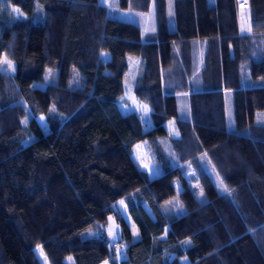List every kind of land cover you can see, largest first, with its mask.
<instances>
[{
    "label": "trees",
    "instance_id": "obj_1",
    "mask_svg": "<svg viewBox=\"0 0 264 264\" xmlns=\"http://www.w3.org/2000/svg\"><path fill=\"white\" fill-rule=\"evenodd\" d=\"M1 3L0 264H264V0Z\"/></svg>",
    "mask_w": 264,
    "mask_h": 264
},
{
    "label": "rangeland",
    "instance_id": "obj_2",
    "mask_svg": "<svg viewBox=\"0 0 264 264\" xmlns=\"http://www.w3.org/2000/svg\"><path fill=\"white\" fill-rule=\"evenodd\" d=\"M102 2H107L108 3L109 0H102ZM11 11H12V7L9 4H7V3H1L0 4V17L1 18L7 17L9 15V12H11ZM120 15L124 16V17H129V18L131 17V15L128 12L123 11V10H121ZM110 51L111 50L108 47H105V48H103V51L101 52V63H100L101 65H100L99 70L102 71V72H107L108 69H110V70L113 69V55L111 54ZM3 59H4V57H3ZM13 65H14V68H15V63L14 62H13ZM6 67H7V65L0 64V69H6ZM9 72H13V71L9 70ZM82 72L83 73H82V76H81V78H82L81 88L86 90V91H90L91 90V83L87 79V76H86L84 70ZM244 79H245V77H244ZM124 86H125V91H124V95L125 96H124V102L122 103V106L124 108H134L135 110H137L139 112L140 116L142 117L143 121H144L145 127L150 126L151 123H152L151 108L144 101L140 100L134 94L133 82H132L131 78H129V82H128V77L125 78ZM143 106H147L149 111H147L146 113L144 111H142V107ZM41 117H43L44 119L42 120ZM38 120H39L41 126L44 129H46L47 128V123H46L45 117L43 115H40L38 117ZM168 128H169V130H170V132L172 134H175V133L178 132V130L176 129L175 123L173 121H170L168 123ZM134 156L139 161L140 165L144 169H146L149 172L150 175H153V174L157 173V168H156L153 160L150 157V153L148 151V147H147L146 143L139 142L138 144L135 145ZM215 179H217L218 183H220V185H221V179H220V177L218 175L215 176ZM121 201H123V204L120 203ZM118 206H119L120 210L122 211L124 217L131 224L132 230H133V234L136 233L134 235V237H138L139 236L138 228L136 227V225L132 221V218H131V216H130V214L128 212L127 206L125 204V200L124 199H120L118 201ZM178 207H179V205H177V209H178ZM107 229L109 231V235H110L111 239L113 241H116V239L121 234V228H120V225L115 221L113 216H110L109 223L107 224ZM110 232L112 234H110ZM113 235L115 236V238H113ZM40 255H41V259H42L43 263L44 264H49V261H48L46 255L44 253L41 254V252H40ZM45 257H46V259H45ZM72 260H73L72 256H69L67 258L68 263H71ZM101 264H105V262L101 263ZM107 264H109V263H107Z\"/></svg>",
    "mask_w": 264,
    "mask_h": 264
},
{
    "label": "snow or ice",
    "instance_id": "obj_3",
    "mask_svg": "<svg viewBox=\"0 0 264 264\" xmlns=\"http://www.w3.org/2000/svg\"><path fill=\"white\" fill-rule=\"evenodd\" d=\"M109 7H112V5H109ZM241 7L243 8L244 5H241ZM18 11H19L18 9L13 8V12H18ZM169 14H170V15L172 14L171 11H170ZM21 15H22V14H21ZM153 30H154V29H153ZM245 30H247L248 32H251V25H249L247 29H245V27L242 25V26H241V32H244ZM0 64H5V65H7L6 69H3V71H9V70L14 71V70H15L14 65H13V62H12L11 60H9L7 57H4L3 60H0ZM49 71H51V70H49ZM53 111H54V109H53ZM142 111H144V112L146 113L147 111H149V109L147 108V106H143V107H142ZM41 119L43 120L44 118L41 117ZM175 134L178 135V133H175ZM224 191H228V189L225 187V188H224ZM200 195H201V196L203 195V192H202V191H201ZM120 203L123 204V201H121ZM110 234H112V233L110 232ZM135 234H136V233H134V235H135ZM113 238H115L114 235H113ZM41 254H43V253H42V249H41ZM117 255H118V256L120 255V250H119V249H117ZM45 259H46V257H45ZM105 264H107V261L105 262Z\"/></svg>",
    "mask_w": 264,
    "mask_h": 264
},
{
    "label": "crops",
    "instance_id": "obj_4",
    "mask_svg": "<svg viewBox=\"0 0 264 264\" xmlns=\"http://www.w3.org/2000/svg\"><path fill=\"white\" fill-rule=\"evenodd\" d=\"M102 1V0H101ZM121 10H123V11H126V10H124V9H120V10H118V12H119V15H120V12H121ZM127 12V11H126ZM121 16V15H120ZM121 17H123V18H129V17H124V16H121ZM103 48H105V47H103ZM111 52V51H110ZM111 54H112V52H111ZM113 55V54H112ZM100 63H101V61H100ZM100 65L101 64H99V68H100ZM111 72V70L110 69H108V71L107 72H105V73H110Z\"/></svg>",
    "mask_w": 264,
    "mask_h": 264
}]
</instances>
